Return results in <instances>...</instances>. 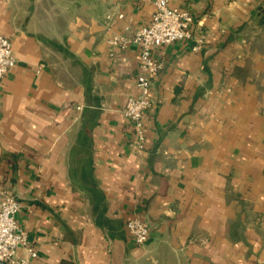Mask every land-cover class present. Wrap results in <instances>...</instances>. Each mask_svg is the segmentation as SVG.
Wrapping results in <instances>:
<instances>
[{
  "label": "crops",
  "instance_id": "crops-1",
  "mask_svg": "<svg viewBox=\"0 0 264 264\" xmlns=\"http://www.w3.org/2000/svg\"><path fill=\"white\" fill-rule=\"evenodd\" d=\"M195 41L169 45L146 140L123 109L152 0H0V193L22 203L32 264H264V0H170ZM123 14V17L119 15ZM151 226L138 245L135 216Z\"/></svg>",
  "mask_w": 264,
  "mask_h": 264
},
{
  "label": "built area",
  "instance_id": "built-area-1",
  "mask_svg": "<svg viewBox=\"0 0 264 264\" xmlns=\"http://www.w3.org/2000/svg\"><path fill=\"white\" fill-rule=\"evenodd\" d=\"M152 1L154 12L150 23L135 29L131 37L115 34L107 41L111 54L129 43L138 47L140 71L136 81L137 92L128 99L123 114L133 127L140 147L146 140V115L153 108V83L165 67L161 53L169 45L189 40L195 41L193 49L199 50L207 38L205 34L194 36L195 16L188 9L175 6L170 0ZM119 16L123 17V14ZM15 63L12 40L0 34V77L6 75ZM21 209V201L13 194L0 193V262L5 264H32L39 256L35 242L19 224ZM126 230L138 245L148 243L152 235L150 224L139 215L127 221Z\"/></svg>",
  "mask_w": 264,
  "mask_h": 264
},
{
  "label": "water",
  "instance_id": "water-1",
  "mask_svg": "<svg viewBox=\"0 0 264 264\" xmlns=\"http://www.w3.org/2000/svg\"><path fill=\"white\" fill-rule=\"evenodd\" d=\"M0 264H5V263H3V262H0Z\"/></svg>",
  "mask_w": 264,
  "mask_h": 264
}]
</instances>
